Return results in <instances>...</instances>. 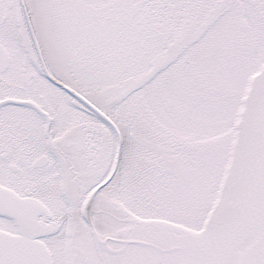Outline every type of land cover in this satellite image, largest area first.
Listing matches in <instances>:
<instances>
[{
    "label": "snow or ice",
    "instance_id": "snow-or-ice-1",
    "mask_svg": "<svg viewBox=\"0 0 264 264\" xmlns=\"http://www.w3.org/2000/svg\"><path fill=\"white\" fill-rule=\"evenodd\" d=\"M0 264H264V0H0Z\"/></svg>",
    "mask_w": 264,
    "mask_h": 264
}]
</instances>
